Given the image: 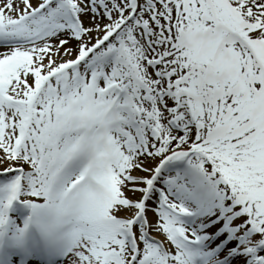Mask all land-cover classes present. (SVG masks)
<instances>
[{"label": "snow or ice", "instance_id": "snow-or-ice-1", "mask_svg": "<svg viewBox=\"0 0 264 264\" xmlns=\"http://www.w3.org/2000/svg\"><path fill=\"white\" fill-rule=\"evenodd\" d=\"M264 264V0H0V264Z\"/></svg>", "mask_w": 264, "mask_h": 264}, {"label": "bare ground", "instance_id": "bare-ground-1", "mask_svg": "<svg viewBox=\"0 0 264 264\" xmlns=\"http://www.w3.org/2000/svg\"><path fill=\"white\" fill-rule=\"evenodd\" d=\"M235 264V263H234Z\"/></svg>", "mask_w": 264, "mask_h": 264}]
</instances>
